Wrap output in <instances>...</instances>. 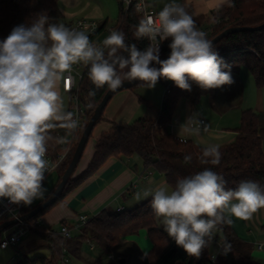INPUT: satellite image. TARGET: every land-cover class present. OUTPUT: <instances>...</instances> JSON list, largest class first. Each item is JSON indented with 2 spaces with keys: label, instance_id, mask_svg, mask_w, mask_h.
Masks as SVG:
<instances>
[{
  "label": "clouds",
  "instance_id": "clouds-1",
  "mask_svg": "<svg viewBox=\"0 0 264 264\" xmlns=\"http://www.w3.org/2000/svg\"><path fill=\"white\" fill-rule=\"evenodd\" d=\"M224 5L234 7V0H221ZM49 21L48 14L40 12L0 41V199L11 204L27 207L45 198L49 142L68 144V137L80 127L74 114L65 110L60 93L61 82L66 85L71 79L74 65L87 67L97 89L107 86L112 91L125 81H140L152 89L160 78L188 92L192 83L205 91L235 83L232 65L177 0L165 4L155 18L147 15L134 26L137 39L150 41L143 50L127 44L120 30H112L97 45L90 40L87 26L77 30ZM164 41H170V53L161 59ZM183 126L197 135L201 131ZM56 129L65 130V135L54 137L51 133ZM203 131H209L207 125ZM221 158L220 145L208 144L199 160L217 166ZM192 159L185 155L184 163ZM227 183L223 175L204 167L178 178L171 191L162 185L137 193L136 199L151 196L150 206L168 237L188 256L199 259L217 231L233 224V217L249 221L264 209V186L252 180L240 181L235 188ZM219 247L222 255L232 251L226 238Z\"/></svg>",
  "mask_w": 264,
  "mask_h": 264
},
{
  "label": "trees",
  "instance_id": "trees-1",
  "mask_svg": "<svg viewBox=\"0 0 264 264\" xmlns=\"http://www.w3.org/2000/svg\"><path fill=\"white\" fill-rule=\"evenodd\" d=\"M135 3L136 0H132L127 9H124L121 3L119 4V18L115 28L125 33L127 44H136L139 49L143 50L149 43L148 38L137 39L134 35V26L143 19L135 10ZM234 5V7L220 6L208 15L193 19L199 29L207 27L210 29L209 40L231 27H256L264 23V0H234ZM40 12L48 14L50 23L66 21L59 8V0H0V41L9 35L13 27L31 23L36 18V14ZM105 25L106 23L100 25L98 34L104 30ZM66 26L73 28L70 22ZM89 38L92 40L94 36ZM169 42L161 45V59H166L170 53ZM214 46L224 60L232 65V73L244 67L252 75L257 88L264 85V28L260 31L231 34ZM123 54L127 55V53ZM159 81L165 85V92L158 116L153 119L140 117L131 124L113 123L107 132L102 133L96 139L94 154L87 168L75 177H73L75 171L73 172L58 200L51 207L93 176L110 158L138 157L143 163L144 171H154L162 175L171 190L175 187L178 178L194 174L203 170L204 167H211L213 171L223 175L228 181V188L237 187L243 180L256 181L264 186V116L251 110L243 111L235 140L229 145L220 147L221 163L217 166L202 165L199 157L204 147L189 141L183 142L172 135L168 127L180 99H187L194 104L211 89L205 91L192 83V90L188 92L176 87L172 81L169 84L163 78ZM142 85L144 83L136 87ZM108 90L107 86L97 89L89 80L86 69L77 92L78 105L83 110L84 117L81 129L75 137L76 145L95 108ZM90 92L95 94L89 95ZM66 111L72 112L70 95L69 109ZM101 120L102 116L97 124ZM51 134L54 137L63 136L65 130L56 129ZM75 148L76 146L59 168L58 173L60 174L55 188ZM48 150L53 151L54 154L63 152V148L56 144L55 140L49 142ZM185 155L193 157L188 164L184 163ZM55 188L35 206L25 209L23 214L30 212L45 201ZM151 198L119 212L102 210L89 218L78 231H74L77 235L73 237L72 234L69 241H63L58 232L45 231L33 226L30 232L36 233L47 242L48 255L24 257L17 264H62L66 251L81 264H261L252 258L253 246L239 239L230 225H224L222 231H217L221 235V241L226 238L232 245V251L227 255H219L212 262L208 247L199 259L188 256L182 248L175 244L174 240L168 237L164 227L160 225L161 218L155 215L150 206ZM51 207L27 222L33 225ZM61 224L68 225L65 222ZM140 231L146 232L152 244L150 251L144 255L136 245L125 242L126 237ZM82 242L98 248L103 255L109 256V260L90 261L81 253ZM111 256L113 260L110 259Z\"/></svg>",
  "mask_w": 264,
  "mask_h": 264
},
{
  "label": "crops",
  "instance_id": "crops-1",
  "mask_svg": "<svg viewBox=\"0 0 264 264\" xmlns=\"http://www.w3.org/2000/svg\"><path fill=\"white\" fill-rule=\"evenodd\" d=\"M145 1L156 12H159L165 4L171 2V0ZM177 2L185 5L193 18L208 15L221 6V0H177ZM100 20H103V18H100ZM107 22L106 20L103 23L107 25ZM232 75L235 80L233 85L211 89L197 101L200 102L203 99L204 103L195 111L193 108L197 102L194 105L185 99L187 103L184 105L182 103L184 98L180 99L173 113L168 131L176 138L192 142L198 146L206 147L208 144H219L221 147L229 145L235 140L236 130L240 125V117L243 111L251 110L264 116V85L257 88L252 75L244 67L233 72ZM228 89L232 91L230 95L224 92ZM60 93L69 101V94L62 92L61 86ZM160 107L161 104L157 109H154L149 99L145 96L138 97L131 89L114 95L103 111L102 120L92 131L94 137L91 138L90 142L88 140L80 159V163L83 160L84 162L80 166L77 175L87 168L94 154L96 139L102 133L107 132L113 123L131 124L140 117L156 118ZM189 117H191V120L188 119ZM201 119L205 120V125L209 128L208 132H204L202 128L197 135L194 132L185 130L183 125L189 127L190 123ZM156 176L159 177L154 171H144L143 163L138 157L110 158L93 176L45 212L37 220L38 225L42 230L50 231L53 225L60 226L62 222L72 226L80 215H84L89 219L102 210L126 209L124 205H128L127 208H132L151 197H142L137 200V193L142 194L145 190L154 189L166 183L164 177L160 175L159 180L161 181L156 184ZM138 201L140 202L138 203ZM230 226L239 239L253 246L252 258L264 264V209L255 213L249 221L238 220L233 217V224ZM142 234L141 238H135L133 241L138 240L137 243L142 250L139 246L138 249L144 255L150 251L152 245L148 243L146 232ZM128 240L129 237H126L125 242L134 243ZM81 253L85 257L82 250Z\"/></svg>",
  "mask_w": 264,
  "mask_h": 264
},
{
  "label": "rangeland",
  "instance_id": "rangeland-1",
  "mask_svg": "<svg viewBox=\"0 0 264 264\" xmlns=\"http://www.w3.org/2000/svg\"><path fill=\"white\" fill-rule=\"evenodd\" d=\"M119 4L120 2L118 0H59V8L66 19V21L60 23L68 25L69 22L74 24L78 20H87L90 22H96L98 25H100L107 20L108 22L105 31L101 35V36H105L106 31H108L110 28L116 27L119 18ZM100 18H103V20H100ZM164 81L167 84L171 82L170 80H166V79H164ZM131 91L137 94L138 97L145 96V98L149 99L151 106L154 109H157L161 104L162 96L165 92V85L162 82L158 81L155 88L149 89L147 88L146 85H142L139 86L138 88L137 87L132 88ZM224 92L225 93L227 92V94L230 95L232 91L228 89L225 90ZM61 96L63 98L65 110H68L69 101L64 95ZM182 103L185 105V103L187 102L184 99ZM203 103H204L203 99H201L200 102H197L196 105L194 103L195 107L193 108V110L195 111L196 108L198 107L200 108V105ZM92 137H94V134L91 135L89 142ZM83 162L84 160L81 163L80 162L78 163L73 177L77 175L80 166L82 165ZM59 174L60 173H58V171H54L45 178L43 182L44 187L47 189V192L45 193V197L49 194V192H51V190H53V188H55V185L59 179ZM156 174L159 175V177L156 176V181H157L156 184H158L161 181L159 180L160 174L158 173ZM163 186H166L168 190L171 191V188L166 183L165 184L163 183ZM39 201L40 199L36 200L31 206H35ZM140 201H138V203ZM127 206L128 205H124V207L126 208ZM160 225L163 226L161 219H160ZM59 228H60L59 225L52 226V230L55 232H58ZM15 230H16L15 227H11L6 231L0 233V242L5 240L7 236L10 235L12 232H15ZM142 233H145V231H140L135 235L129 236L128 241L134 242L133 240L135 238L138 239L142 237L143 235ZM76 235L77 233L74 232L73 237H76ZM220 239H221V235L219 232H217L215 234V238L213 242L209 246V252L211 254H217V246L219 243L218 241ZM148 241H149L148 243L151 244L149 239ZM137 242L138 240L133 244L138 247L139 245ZM80 248L83 254L85 255V257L88 258L90 261L97 259H102L104 261L109 260V256L103 255L96 247L91 249V244L87 242H82ZM139 248L142 250L140 246ZM47 255H48L47 242L43 240L40 236H38L36 233L28 232L27 235L23 237L22 240L17 245L9 246L7 249L0 248V264H17L24 257L32 258L33 256H47ZM65 255L69 259L68 264H80L74 257L70 255V253H68V251L65 252Z\"/></svg>",
  "mask_w": 264,
  "mask_h": 264
},
{
  "label": "built area",
  "instance_id": "built-area-1",
  "mask_svg": "<svg viewBox=\"0 0 264 264\" xmlns=\"http://www.w3.org/2000/svg\"><path fill=\"white\" fill-rule=\"evenodd\" d=\"M124 7V9H127L129 5L131 4L132 0H118ZM135 10L143 17L145 18L147 15H151L154 18L157 16L158 12H156L154 9L150 8L145 0H136ZM85 26H87V34L89 37L94 36V39L91 41L97 45L102 44L103 39H105L112 30H116V28H110L108 31H106L105 36H101L102 33L105 31L104 30L98 34L100 25H98L96 22H90L87 20H78L73 24V28L77 30H84ZM200 30L204 31L207 34V38L210 34V29L209 28H200ZM167 41H164L161 43L164 44ZM148 43L150 41L148 40ZM87 67L83 66L82 64H77L73 66V70L70 73L71 79L67 81V84L62 81L61 82V91L64 93H67L70 95L72 99V113L74 114V117L79 120L80 127L75 131V133L68 137L69 143L65 145H60L63 148V152L54 154L53 151L48 150L46 159L49 161V171L46 172L45 178L52 172L58 171L59 168L62 166V164L67 160V157L70 155L72 149L76 146V134L78 131H80L82 122H83V117H84V112L83 110L79 107L78 101H77V92L79 89V84L82 80L83 74L86 71ZM69 75V74H65ZM205 120L201 119L197 122L190 123L189 127L192 129H195L199 127L200 129L203 128L205 125ZM183 142H186V140H182ZM30 206H20V205H15L11 204L7 199H0V224L9 221L12 219H18L21 215H23V211L25 209H28ZM123 210L122 208H117V212ZM89 219L84 216L80 215L78 216V219L76 223H74L72 226L66 225V224H60L59 228V235L62 237L63 241H69L72 238V232L73 231H78L83 225L87 223ZM39 227L38 222L35 221L33 225L29 224L28 222L25 223H20L16 226L15 232H12L10 235L7 236V238L3 241L0 242V248L1 249H7L9 246H15L17 245L23 237L27 235L28 232H30V229L33 227ZM219 243L222 242L221 240L218 241ZM219 243L217 246V254H211L210 255V260L213 262L215 259L221 254V248L219 247ZM94 246L91 245V249H93ZM63 252L65 250L63 249ZM224 256V255H223ZM212 257H215V259H212ZM111 260H113L112 257H110ZM69 259L67 257H64L62 259V264H68Z\"/></svg>",
  "mask_w": 264,
  "mask_h": 264
},
{
  "label": "water",
  "instance_id": "water-1",
  "mask_svg": "<svg viewBox=\"0 0 264 264\" xmlns=\"http://www.w3.org/2000/svg\"><path fill=\"white\" fill-rule=\"evenodd\" d=\"M263 28H264V23L259 25V26H256V27H231V28L224 30L222 33H220L219 35L214 37L211 41L215 45L220 40H222L223 38H225L226 36H229L231 34L244 32V31H251V32L260 31ZM141 83H143V82L125 81L124 85L121 88L117 89L116 91H112L109 89L105 93L101 102L95 108L93 115L91 116L86 127L84 128L82 135H81V137H80V139L76 145V148L74 150L72 158H71L65 172L61 176L60 182L58 183V185L56 186V188L54 189L52 194L45 201H43L42 203L37 205L30 212L21 215L18 219H12V220L5 221V222L1 223L0 224V233L4 232L7 229L14 227L20 223H25V222L29 221L30 219H32L33 217H35L39 213L45 211L47 208L51 207L54 203H56V201L58 200L60 194L62 193L67 181L72 176V174L75 171L78 163L80 162V159H81L82 154L86 148V145H87L88 140L91 136V133H92L94 127L96 126L97 122L100 120L102 113H103L105 107L107 106V104L109 103V101L117 93L124 91V90L132 89Z\"/></svg>",
  "mask_w": 264,
  "mask_h": 264
}]
</instances>
